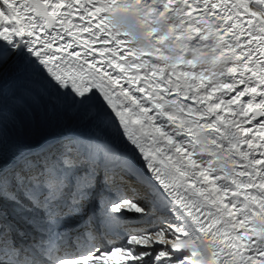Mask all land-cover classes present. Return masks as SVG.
Listing matches in <instances>:
<instances>
[{
	"label": "snow or ice",
	"instance_id": "snow-or-ice-1",
	"mask_svg": "<svg viewBox=\"0 0 264 264\" xmlns=\"http://www.w3.org/2000/svg\"><path fill=\"white\" fill-rule=\"evenodd\" d=\"M10 71L108 137L86 145L84 176L59 150L5 164ZM110 164L147 191H118L106 221L144 226L107 242L58 232L63 247L11 264H264V0H0V197L21 203L15 181L51 231L73 182L79 215Z\"/></svg>",
	"mask_w": 264,
	"mask_h": 264
},
{
	"label": "bare ground",
	"instance_id": "bare-ground-1",
	"mask_svg": "<svg viewBox=\"0 0 264 264\" xmlns=\"http://www.w3.org/2000/svg\"><path fill=\"white\" fill-rule=\"evenodd\" d=\"M2 107L5 123L6 165L16 164L23 168L25 158L34 160L41 153L59 150L68 158L78 162L75 175L84 176L90 166L81 165L79 161L84 158L86 145L98 143L108 138L94 126L81 122L73 110L66 108L54 97L50 98L47 94L36 95L29 91L11 71L5 77L3 85ZM95 159L103 164V153H96ZM105 175L107 179H104ZM100 176L97 191L94 190L90 199L78 205L79 215L72 211V194L75 192V183L73 182V186L67 190V198L60 203L57 209L63 218L62 224L53 227L48 232L50 237H55L58 232L71 230L79 234L90 231L97 237L98 241L107 242L121 238L125 227L144 226L145 222L139 218L140 214L133 213L127 215L125 224H109L108 222L101 226L97 224L94 215L105 211L108 202L116 199L118 191H123L128 196H136L137 198H143L147 191L137 182L135 177L123 172L116 164L108 165L101 171ZM10 185L21 188L15 181H11ZM10 189L8 188V191ZM102 191H106L107 195L112 198L109 201L97 199ZM16 192H19V189ZM2 198L0 197V199ZM84 209L85 212L82 213ZM27 214L34 217L29 222L28 227H31L32 230L40 228V224H43L40 222L44 213L41 211L32 214L30 212L25 213L24 209L20 213V215ZM0 217L3 219L0 222V232L7 234L8 224L12 222L15 225V223L9 220L6 214ZM90 224L93 226L90 227ZM130 224H138V226H130ZM43 227L45 228V226Z\"/></svg>",
	"mask_w": 264,
	"mask_h": 264
},
{
	"label": "rangeland",
	"instance_id": "rangeland-1",
	"mask_svg": "<svg viewBox=\"0 0 264 264\" xmlns=\"http://www.w3.org/2000/svg\"><path fill=\"white\" fill-rule=\"evenodd\" d=\"M23 153H25V152H23ZM81 164V163H80ZM82 165V164H81ZM106 181H108V180H106ZM99 182V181H98ZM98 182L95 184V187H94V190H96L97 191V188L99 187L97 184H98ZM104 188H106V186H104ZM93 190V191H94ZM140 192V191H139ZM93 193V192H92ZM108 198V199H107ZM112 197L111 196H108L107 195V192L106 191H102V193H100L99 195H98V197H97V199H101L102 201H104V200H110ZM87 201V200H86ZM111 201V200H110ZM82 202H84V201H82ZM79 204H81V202L79 203ZM75 206L73 205V208H74ZM72 208V209H73ZM85 212V209H84V211L82 212V213H84ZM69 214H70V212H69ZM87 215V214H86ZM95 216V220L97 221V224L99 225V226H101V225H103V224H106L107 223V221H106V218H105V211H102V212H100V214H95L94 215ZM93 225L92 224H90V227H92ZM130 226H138V224H130ZM88 231V230H87Z\"/></svg>",
	"mask_w": 264,
	"mask_h": 264
},
{
	"label": "clouds",
	"instance_id": "clouds-1",
	"mask_svg": "<svg viewBox=\"0 0 264 264\" xmlns=\"http://www.w3.org/2000/svg\"><path fill=\"white\" fill-rule=\"evenodd\" d=\"M130 19H131V18H130ZM129 22H130V21H129ZM114 23H116V24H118V25H120V26H122V27H127V24L124 23V22H122V21L120 20L119 17H117V18L114 20ZM136 42H137L138 44H142V43H143L142 33H139V32L136 33Z\"/></svg>",
	"mask_w": 264,
	"mask_h": 264
}]
</instances>
